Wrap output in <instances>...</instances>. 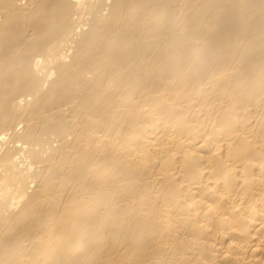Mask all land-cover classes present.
Listing matches in <instances>:
<instances>
[{"label": "bare ground", "instance_id": "1", "mask_svg": "<svg viewBox=\"0 0 264 264\" xmlns=\"http://www.w3.org/2000/svg\"><path fill=\"white\" fill-rule=\"evenodd\" d=\"M0 264H264V0H0Z\"/></svg>", "mask_w": 264, "mask_h": 264}]
</instances>
